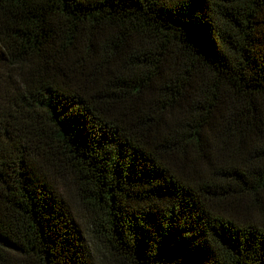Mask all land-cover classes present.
I'll use <instances>...</instances> for the list:
<instances>
[{
  "label": "trees",
  "instance_id": "obj_1",
  "mask_svg": "<svg viewBox=\"0 0 264 264\" xmlns=\"http://www.w3.org/2000/svg\"><path fill=\"white\" fill-rule=\"evenodd\" d=\"M78 216L107 264H264V0H0V264H102Z\"/></svg>",
  "mask_w": 264,
  "mask_h": 264
},
{
  "label": "rangeland",
  "instance_id": "obj_2",
  "mask_svg": "<svg viewBox=\"0 0 264 264\" xmlns=\"http://www.w3.org/2000/svg\"><path fill=\"white\" fill-rule=\"evenodd\" d=\"M77 211V209H75ZM77 214V213H76ZM78 219L80 220V223L82 224L83 228H84V233L87 237V239L89 240V242H91V246L93 248V252L96 256V258L102 263V264H107L109 263V259L106 257V253L100 249L98 247V245L96 243H94V241L92 240V236H91V232H90V227H89V222H87L86 218L82 217V216H78Z\"/></svg>",
  "mask_w": 264,
  "mask_h": 264
}]
</instances>
